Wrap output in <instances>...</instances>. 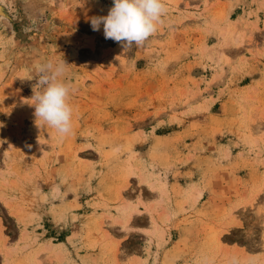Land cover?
<instances>
[{
    "label": "rangeland",
    "instance_id": "1",
    "mask_svg": "<svg viewBox=\"0 0 264 264\" xmlns=\"http://www.w3.org/2000/svg\"><path fill=\"white\" fill-rule=\"evenodd\" d=\"M164 2L125 51L113 0H0V264H264V0ZM50 60L63 139L29 104Z\"/></svg>",
    "mask_w": 264,
    "mask_h": 264
},
{
    "label": "clouds",
    "instance_id": "2",
    "mask_svg": "<svg viewBox=\"0 0 264 264\" xmlns=\"http://www.w3.org/2000/svg\"><path fill=\"white\" fill-rule=\"evenodd\" d=\"M167 6L164 0H113L106 16L90 19L93 31L103 25L105 39L120 43L126 50L143 47L164 22ZM67 69L65 61L51 60L38 69L37 83L33 88L31 106L36 123L55 130L61 139L73 131V106L70 96L72 85L61 79ZM37 86L39 90H37Z\"/></svg>",
    "mask_w": 264,
    "mask_h": 264
},
{
    "label": "bare ground",
    "instance_id": "3",
    "mask_svg": "<svg viewBox=\"0 0 264 264\" xmlns=\"http://www.w3.org/2000/svg\"><path fill=\"white\" fill-rule=\"evenodd\" d=\"M233 30H231V32H232ZM240 34V32L238 31V30H236V31H234V35H233V39H234V41H236V42H239V35ZM139 211V210H138ZM127 223V222H126ZM131 228V227H130Z\"/></svg>",
    "mask_w": 264,
    "mask_h": 264
}]
</instances>
